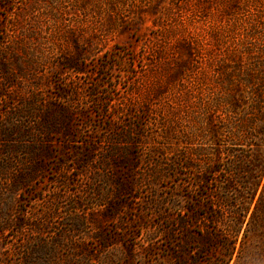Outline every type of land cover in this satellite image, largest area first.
Returning a JSON list of instances; mask_svg holds the SVG:
<instances>
[{
	"label": "rangeland",
	"instance_id": "rangeland-1",
	"mask_svg": "<svg viewBox=\"0 0 264 264\" xmlns=\"http://www.w3.org/2000/svg\"><path fill=\"white\" fill-rule=\"evenodd\" d=\"M263 5L0 0V264H209L186 154L218 42ZM244 228L228 264H264Z\"/></svg>",
	"mask_w": 264,
	"mask_h": 264
},
{
	"label": "trees",
	"instance_id": "trees-1",
	"mask_svg": "<svg viewBox=\"0 0 264 264\" xmlns=\"http://www.w3.org/2000/svg\"><path fill=\"white\" fill-rule=\"evenodd\" d=\"M236 13L232 41L230 33L218 42L213 85L202 98L200 145L186 154L184 165L199 197L212 200L190 210L197 221L205 209L216 224L215 233L200 237V258L209 255V264L229 263L244 240L243 226L244 237L251 228L264 231V5ZM197 155L208 171L197 174ZM214 180L219 183L211 195Z\"/></svg>",
	"mask_w": 264,
	"mask_h": 264
}]
</instances>
